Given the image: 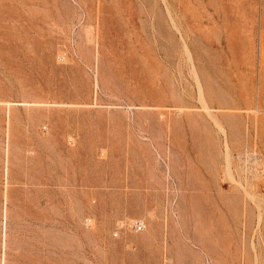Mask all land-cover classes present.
I'll list each match as a JSON object with an SVG mask.
<instances>
[{
	"label": "rangeland",
	"instance_id": "obj_1",
	"mask_svg": "<svg viewBox=\"0 0 264 264\" xmlns=\"http://www.w3.org/2000/svg\"><path fill=\"white\" fill-rule=\"evenodd\" d=\"M0 264H264V0H0Z\"/></svg>",
	"mask_w": 264,
	"mask_h": 264
},
{
	"label": "built area",
	"instance_id": "obj_2",
	"mask_svg": "<svg viewBox=\"0 0 264 264\" xmlns=\"http://www.w3.org/2000/svg\"><path fill=\"white\" fill-rule=\"evenodd\" d=\"M137 230H142L143 229V224L142 222H137L135 223V226H134Z\"/></svg>",
	"mask_w": 264,
	"mask_h": 264
}]
</instances>
